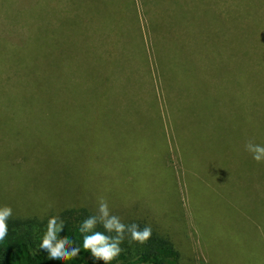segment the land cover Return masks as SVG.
<instances>
[{
  "label": "rangeland",
  "instance_id": "obj_1",
  "mask_svg": "<svg viewBox=\"0 0 264 264\" xmlns=\"http://www.w3.org/2000/svg\"><path fill=\"white\" fill-rule=\"evenodd\" d=\"M143 1L0 0V206L42 220L81 207L99 216L104 201L121 223L168 236L178 264H264V163L245 149L264 145V101L241 33L253 27L257 38L264 0H156L185 24L235 25L220 69L212 64L216 81L200 26V62L189 68L203 86L191 98L184 83L157 89L144 42L124 32L129 7L146 25ZM188 104L199 114L186 116Z\"/></svg>",
  "mask_w": 264,
  "mask_h": 264
},
{
  "label": "trees",
  "instance_id": "obj_2",
  "mask_svg": "<svg viewBox=\"0 0 264 264\" xmlns=\"http://www.w3.org/2000/svg\"><path fill=\"white\" fill-rule=\"evenodd\" d=\"M244 28V27H243ZM253 27H245L243 38L248 41L247 54L250 58V67L253 71V81H255V94L257 98L264 101V26L258 29L257 38L252 33L246 32ZM240 33V31H239ZM250 37V38H249ZM256 58L254 61L253 59ZM257 61V63H256ZM252 79V78H251ZM234 103V97L231 98ZM233 103L231 106L233 107ZM258 165V164H257ZM57 217V223L63 221L64 229L58 234L59 237H68L75 242V246L80 248V253L76 258L59 261L50 260L48 254L40 250L42 235L36 236L34 228L36 225L47 224L49 217ZM97 214L88 208H67L57 214H52L45 219L38 218H18L11 217L8 220V233L4 239L0 240V264H105L103 260L95 259L90 250L83 248V237L94 232H100L106 236L114 237L115 231L108 232L101 223H97L90 232L82 233L80 226L83 221ZM133 223L124 224L130 226ZM142 230L149 226L142 221L135 223ZM152 235L145 243L141 244L131 239L130 233L124 234L123 242L120 244L122 249L119 256L110 264H178L181 253L174 242L166 235L158 232L151 227ZM258 262H261L258 259Z\"/></svg>",
  "mask_w": 264,
  "mask_h": 264
},
{
  "label": "crops",
  "instance_id": "obj_3",
  "mask_svg": "<svg viewBox=\"0 0 264 264\" xmlns=\"http://www.w3.org/2000/svg\"><path fill=\"white\" fill-rule=\"evenodd\" d=\"M156 0H145L143 1L144 5V14L146 16L147 23L145 26L141 24L138 20L139 17L141 18L142 15L137 7H129L128 8V15L124 16L126 21H129L133 24L132 27L127 28L124 32L127 35H135L136 37H141L140 41L144 42L145 50L144 55L145 58L148 59L149 64L153 67V75L155 80V75L157 77L158 82L160 83V87L157 86V89L170 88V83H184L187 88L179 87L181 90H184L185 96H196L200 97V89H199V81H197L198 74L196 73L195 67L190 69L189 67L196 66L197 62H200L201 58V51L202 49H198L199 41V34L201 33L200 26L206 28V35L207 41L209 43V47L204 49L203 52L205 53V67L208 68L209 71H213L214 80L216 81L217 72H215L214 61L216 62L217 56L219 58V54L222 49H224V34H225V27H235L232 24H222L219 22L207 21L202 23L201 21H188L186 24L181 17H183V12L179 17H175L176 15V7H170V9H166L163 12L161 11V6L158 4ZM136 11L137 15H136ZM133 12V14L131 13ZM139 14V15H138ZM157 16V18H156ZM187 19H189L188 15H185ZM162 18L169 20L170 22H164ZM201 22V23H200ZM138 23L137 26L135 24ZM168 23V24H167ZM205 24V25H201ZM230 38L232 39V52L229 51L228 58L234 59L235 52H234V42H235V33L232 30L230 33ZM134 41V40H130ZM136 41V40H135ZM197 62H196V61ZM229 61V60H228ZM218 62L216 65L218 66ZM230 68H232L231 73L234 75L233 72V61L228 62ZM221 63H219L220 69ZM192 71L193 73H188L186 75H181L179 72ZM223 76V77H222ZM223 73L219 74V79L221 82L225 80L226 77ZM234 81L233 78H228L227 82ZM210 83V82H209ZM208 83V87L210 89ZM203 86V82H200ZM224 89V86L222 87ZM197 91V92H196ZM164 99H166V95L163 94ZM206 98H209V95H206ZM217 98V97H216ZM231 99V98H230ZM215 102L210 101L207 102L206 107V116L213 115V112L210 108V105H214ZM224 104V103H223ZM225 105V104H224ZM192 105L188 104L185 107L186 116H193L198 115L196 113V109L191 108ZM197 107V106H195ZM224 113V112H222ZM166 121V119H163Z\"/></svg>",
  "mask_w": 264,
  "mask_h": 264
},
{
  "label": "clouds",
  "instance_id": "obj_4",
  "mask_svg": "<svg viewBox=\"0 0 264 264\" xmlns=\"http://www.w3.org/2000/svg\"><path fill=\"white\" fill-rule=\"evenodd\" d=\"M252 158L257 163H264V145L255 144L249 141L245 145ZM12 207L10 205L0 206V240L4 239L8 233V220L12 217ZM99 217H89L80 226L82 233L90 232L99 222L108 231H115L114 237L106 236L100 232L83 237V248L90 250L95 259L103 260L105 264H110L121 253L120 244L123 242L124 234L127 231L131 239L141 244L150 239L152 230L150 226H145L142 230L133 223L126 226L120 222L116 216H110L108 205L101 201L99 206ZM64 229L63 221L57 223V217H49L46 231L40 243V250L48 254L50 260L65 261L76 258L80 253V248L75 246V242L68 237H59L58 234Z\"/></svg>",
  "mask_w": 264,
  "mask_h": 264
}]
</instances>
